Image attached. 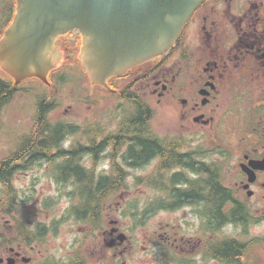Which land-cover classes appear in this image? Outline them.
<instances>
[{"label": "flooded vegetation", "instance_id": "af4514ba", "mask_svg": "<svg viewBox=\"0 0 264 264\" xmlns=\"http://www.w3.org/2000/svg\"><path fill=\"white\" fill-rule=\"evenodd\" d=\"M198 22L201 23L202 31L193 32V27ZM69 35L82 39L79 30H72L61 37ZM166 55L169 56L163 60ZM170 61L174 68L163 73ZM144 65L146 64L137 68ZM147 65L152 67V75L147 79L145 74L140 75L132 79L131 83L135 88L138 86L136 90H139L147 102L149 100L141 91L145 84L152 88V95L158 102L167 97L176 99L181 105V125L174 135L159 137L154 134L157 142L155 148L158 150L151 155H148V150L145 151L144 163L139 167H152L149 173L141 176L143 188L151 190L145 193L151 195V199L145 198L142 201L141 225L145 227L160 213L185 212L191 217L183 219L193 231L189 238L180 235L179 231L171 234L167 231L170 224L165 228L162 226L166 231L160 234L159 246L170 252L169 256L166 255V261L170 264H228L227 259L212 256L210 188L208 185H200L203 190L198 191L195 190V185L197 181L201 184L210 180L208 167L212 159L222 164L223 158H229L230 150L236 151L237 181L232 186L226 184L233 190V205L237 206L239 215L243 218L235 227L242 235H249L253 227L264 225V0H204L194 11L171 51L150 60ZM129 71L114 79L127 75ZM118 84L120 89H117ZM108 85V92L120 100L124 89L123 79L112 78ZM120 101L128 103L123 99ZM128 104L131 107V104ZM229 104L231 106L227 107ZM233 108L236 123L229 124L227 128ZM192 127L194 130H190ZM122 131L123 129L115 128L106 133ZM150 131L153 132L152 129ZM228 132L240 135L234 147L227 143ZM195 135H198V138H195L197 145L191 142V137ZM198 139L201 142H198ZM195 140L193 139V142ZM208 140L216 147L211 148ZM20 146L16 143L9 153L0 158V210L13 204L14 213L18 212L16 209L19 207L26 205L34 191L32 186H17L19 175H29L30 170L37 166L51 168L50 161L37 160L33 153L20 154ZM165 148L174 150L181 162L178 161L174 168L163 176L162 151ZM63 149L68 150L65 147ZM127 152L128 145L115 154L114 145L109 144L97 160L92 153L86 154V159L92 163L96 173L95 181L112 176V173L105 174V170L100 171L102 158L108 160L111 170L114 161L124 168H129L125 159ZM82 163L85 162L82 160ZM256 163L257 169H254L252 165ZM21 167L24 169L20 170ZM250 170L255 175L252 182ZM166 177H177L173 186L165 183ZM55 179L58 182L56 175ZM67 183V180L59 182L62 186ZM110 196H115V193L111 192ZM118 203H110L105 212L119 208L121 203ZM233 205L230 204L229 208ZM105 212L104 219H108L110 227L102 234L104 243L109 247L112 240L120 234V230L115 227V219ZM51 225V222L22 223L17 219L13 223L1 224L0 264H83V256L79 251L69 261H58L49 254ZM171 228L176 227L171 225ZM115 229L118 231L113 232ZM261 238L258 235L252 237L251 241H238L264 245V237ZM120 246L115 240L109 249L114 250ZM243 261L242 258L240 264H248Z\"/></svg>", "mask_w": 264, "mask_h": 264}, {"label": "rangeland", "instance_id": "374dc122", "mask_svg": "<svg viewBox=\"0 0 264 264\" xmlns=\"http://www.w3.org/2000/svg\"><path fill=\"white\" fill-rule=\"evenodd\" d=\"M200 26L201 23L198 22L193 27V32L202 31ZM81 42L82 39L78 40L76 35L61 38L60 49L64 53L65 62L63 70L69 71L68 79L71 81L64 85L60 92L54 94L57 106L49 114V120L53 123L60 122L65 125L74 124L84 127L92 123L101 122L106 127L105 132H110L116 128L117 120L127 116L132 109L128 103L118 100L108 92V81L107 88L92 83V77L88 71L85 74H81L83 68L82 61L79 58L82 49ZM137 66L139 65L134 67L137 68ZM173 68L174 64L170 61L162 72H170ZM49 77L50 75L46 78L49 88H42L39 81L28 82L25 86L33 88L34 93L37 94L44 91L51 92L52 85L49 82ZM141 91H143L146 99L149 100L148 103L155 111L151 122L153 134L161 137L177 133L181 125L179 121L181 105L176 99L167 97L158 102V99L152 95V88L148 84L143 85ZM35 106L36 98L18 93L15 99L5 107L0 122V158L9 153L23 136L30 134L34 125ZM230 106L231 104L227 107ZM234 110L235 108L231 109L233 112H230L227 128L229 124L236 123V119L233 117L236 115ZM190 130H194V128L192 127ZM80 133L83 132L81 131ZM81 135L84 134L65 136L63 147L69 148L78 142L86 144ZM197 136L191 137V142L195 145H197L195 140V138H198ZM239 138L240 135L236 133L231 134L228 132L226 135L228 145H233V147ZM193 139L195 142H193ZM197 141L201 142L200 139ZM208 142L211 144L209 145L211 148L216 147L211 141L208 140ZM230 151L228 152L229 158H223L224 162L222 164L224 165V181L232 186L237 181L235 164L237 154L236 151ZM101 155L102 153L98 156L101 157ZM225 155L227 156V154ZM86 157L83 158L85 163L82 164L87 169L92 170L93 165ZM101 161L100 171L105 170V174L111 175L112 170L108 160L102 158ZM151 169L152 167L125 168L128 189L110 197V203L119 202L121 204L119 208H113V211L110 210L109 213L105 212V214L107 213L111 218L115 219L117 223L115 227L121 233L127 235V241L114 250L109 249L108 245L103 241L102 233L110 227L108 226L107 218L103 221L104 229L92 233L90 226L87 225L88 223L78 221L74 217L69 216V209L77 205V200H72L77 195V188L71 181L64 184V186L60 185L55 179L52 165L51 168L43 165L37 166L30 170L29 175H19L17 186L24 188L32 186L34 191L31 193V198L26 205L16 209L18 212L14 213L11 211L10 214L4 215L1 208L0 225L13 223L15 219L22 223L33 224L51 222L52 231L49 238V254L58 261H69L79 251L84 257L86 264H170L166 261V255L169 256L170 252L159 246L161 241L159 238L160 234L166 231V229H162V226L165 228L167 224H170V228L167 231L171 234L179 231L181 232L180 235H185L184 237L189 238L192 236L193 231L183 219H191V217L186 215L185 212L178 214L160 213L157 217L151 219L145 227L140 225L134 230V226L136 224L139 225V222L137 219L134 221L129 215L132 212L141 213L142 201L145 198L147 200L151 199V195L145 194L151 192V190L143 188L142 182L140 186L136 185L138 178L149 173ZM106 209L105 211H107ZM137 217L140 220L141 216L138 215ZM171 225H175L176 228L172 229ZM180 226L181 228H179ZM219 235L230 236L239 240L244 239L245 241L251 240L252 237H258V235L263 238L264 225L253 227L249 235H242L237 227L229 226ZM245 261L248 264H264V245L259 244L252 247Z\"/></svg>", "mask_w": 264, "mask_h": 264}, {"label": "trees", "instance_id": "16d2710c", "mask_svg": "<svg viewBox=\"0 0 264 264\" xmlns=\"http://www.w3.org/2000/svg\"><path fill=\"white\" fill-rule=\"evenodd\" d=\"M16 0H0V42L4 38L6 31L11 27L17 14ZM80 40V38L78 39ZM82 44V42H81ZM64 67L57 68L52 71L49 82L52 85L51 92L34 93L33 88H27L28 82L37 81L29 79L19 85L10 79L9 75L0 70V122L1 115L6 106H8L17 96L18 93L27 94L36 98V108L34 115V125L30 134L20 139V154H35V159L48 160L53 166V172L61 180L71 181L77 190V195L72 200H77V205L69 209V216L76 220L88 223L91 232L95 233L104 229V212L110 204V193L115 195L128 189L126 183L127 173L125 168L114 161L112 167L111 178L102 177L95 181L94 169H87L81 161L86 154H93L97 157L108 148L109 144L114 145L115 154H118L124 146L128 145V152L125 156L129 168H137L144 163L145 151L148 155L153 154L157 148L156 138L151 129L155 111L150 104L144 100L132 79L138 78L145 74V78L152 75V67L149 65L140 66L129 71V73L121 78L123 79L124 89L121 92V99L131 104L132 111L125 117L118 119L116 128L123 129L122 132L106 133L105 126L101 122L89 124L87 126H78L74 124H63L60 122L53 123L49 120V114L57 106L54 94L60 92L68 79L69 71H64ZM87 71L82 68L81 74ZM144 78V77H143ZM144 78V79H145ZM113 78V80H115ZM81 80V79H80ZM112 79L109 80L111 83ZM128 81H130L128 83ZM34 83V82H32ZM40 83V82H39ZM127 83V84H126ZM122 84V83H121ZM42 88H49L48 85L41 83ZM117 89H120L118 84ZM120 99V100H121ZM81 129V130H80ZM83 133H80V132ZM81 135L86 144L74 143L68 148L63 149V139L65 136ZM101 139V142L98 140ZM170 143V141H168ZM158 150V149H157ZM163 176L165 172H170L176 163L181 162V158L177 157L174 150H163ZM60 161V162H58ZM206 169L204 166L202 167ZM24 169L23 167L20 170ZM210 180L208 182H196L195 190H203L201 187L209 186V202H210V222L212 225L213 244L211 247L212 256L227 259L228 264H240L242 258H245L252 247L256 244L240 243L238 239L230 236H220L219 232L229 226H237L243 219L238 212L237 206L233 205L235 201L234 192L226 186L224 181V165L212 161L208 167ZM166 182L173 186L175 179L166 177ZM142 178H138L136 185L140 186ZM201 185V187H200ZM118 202H116L117 204ZM233 205L229 208V205ZM14 205L6 206L2 209L4 215L13 211ZM134 210V209H133ZM130 217L139 222L134 226V230L141 225L139 217L140 213L132 212ZM253 240V239H251ZM250 240V241H251ZM82 263L86 264L84 257Z\"/></svg>", "mask_w": 264, "mask_h": 264}, {"label": "water", "instance_id": "95a60500", "mask_svg": "<svg viewBox=\"0 0 264 264\" xmlns=\"http://www.w3.org/2000/svg\"><path fill=\"white\" fill-rule=\"evenodd\" d=\"M16 1L14 22L0 42V70L16 84L36 79L47 85L52 71L65 67L60 41L66 36L61 35L77 29L83 68L92 83L108 88L111 77L169 51L204 0ZM249 176L252 182V170ZM115 240L122 245L127 236L121 233Z\"/></svg>", "mask_w": 264, "mask_h": 264}]
</instances>
